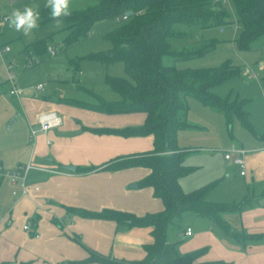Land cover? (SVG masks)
Instances as JSON below:
<instances>
[{
	"label": "crops",
	"instance_id": "crops-1",
	"mask_svg": "<svg viewBox=\"0 0 264 264\" xmlns=\"http://www.w3.org/2000/svg\"><path fill=\"white\" fill-rule=\"evenodd\" d=\"M102 21L105 24L101 32L113 22ZM5 46L8 45L0 42V264H73L71 261L87 255L84 247L116 259L142 258L144 244L153 239L149 228L126 227L112 220L82 217L69 208L100 210L110 207L137 215L162 209V202L152 194V189L138 185L149 172L147 167L104 168L113 159L149 152L153 148L152 134L121 135L93 130L142 125L145 112L108 113L79 106L65 99L95 102L85 87L80 86L88 98H78L80 95L75 91L72 93L59 83L46 88L42 81L19 83L13 70L15 85L22 91L10 95L8 70L12 69V59L8 52L11 49L8 46L9 49L4 50ZM26 51L30 49L22 52ZM38 83H42L40 89L36 88ZM92 91L109 101L119 99L117 92H109L107 88L101 92ZM46 112H55L61 117V124L32 135L31 129L38 128V118ZM196 137L184 129L177 131V146L185 152V164L186 152L190 149L188 141ZM251 151L247 149L244 154L245 175L239 173L231 160L225 162L224 176L228 178L238 172L243 183L236 185L235 180L229 178L223 185L229 191L242 192V198L208 199L245 201L240 210L222 214L230 230H223L206 216L185 211L175 227L182 217H189L198 225L190 239L183 238L182 234L189 226L181 230L182 237L176 239L181 240V253L206 246L198 260L264 264V155ZM28 163L32 166L25 172L29 193L13 195V190H19V184L11 183L3 172ZM68 165L75 169L65 168ZM79 167L93 168L80 170ZM179 183L184 191L194 189H184L183 176ZM28 220L30 229H23ZM232 231L252 236L244 238Z\"/></svg>",
	"mask_w": 264,
	"mask_h": 264
},
{
	"label": "trees",
	"instance_id": "trees-1",
	"mask_svg": "<svg viewBox=\"0 0 264 264\" xmlns=\"http://www.w3.org/2000/svg\"><path fill=\"white\" fill-rule=\"evenodd\" d=\"M84 7L71 9V15L61 18L59 29L67 30L64 45L84 39L95 21L112 20L101 33L110 47L88 57L103 63L122 61L127 75H105L104 83L119 94V99L109 101L88 88L92 103L65 99L73 104L102 112H145L142 125L123 129H93L121 135L152 134L153 148L146 153L113 159L104 166L116 170L132 166H144L149 172L139 181L148 186L152 194L162 202V209L137 215L133 212L104 207L100 210L71 207L69 210L86 218L112 220L126 227H147L152 241L144 244V255L137 260L115 259L84 247L87 255L73 264L95 262L99 264H223L221 260H198L207 247L185 253L179 251L181 240L167 241L166 231L185 211L206 216L223 230L229 231L222 214L240 210L245 201L218 202L207 199V194L217 182H209L184 191L179 178L192 170L184 163V154L177 146V131L190 124L185 119L186 106L182 96L190 95L201 103L223 112L227 122L236 116L243 126L252 131L248 112L242 100L221 97L211 89L215 85L240 74V67L224 61L209 67H177L167 60H181L201 54L213 46L215 39L201 45H172V41L184 39L193 27H221L228 24L227 5L214 0H87ZM236 12L240 33L234 39L238 48H248L252 40L264 34V0H229ZM39 4V25L52 24L55 20L45 7ZM132 13L122 19V15ZM222 28V27H221ZM198 46V47H195ZM31 50L44 51L43 38L33 41ZM166 58V61H165ZM93 167H79L88 170ZM233 232V231H232ZM232 234L241 237L252 235Z\"/></svg>",
	"mask_w": 264,
	"mask_h": 264
},
{
	"label": "rangeland",
	"instance_id": "rangeland-1",
	"mask_svg": "<svg viewBox=\"0 0 264 264\" xmlns=\"http://www.w3.org/2000/svg\"><path fill=\"white\" fill-rule=\"evenodd\" d=\"M43 1L0 0V17L4 13H12L14 9H23L25 5L38 6L39 10V4ZM87 3V0H71L70 8H81ZM227 12L230 22L222 25V30L221 27L215 26L193 27L192 32L184 39L172 41V45L178 47V45H201L212 38L216 40L213 46L187 59L166 61L165 58L166 62L177 67H209L224 61H230L240 67L238 76L215 85L211 90L230 100H242V107L248 112L252 131L243 126L236 116L227 122L222 111L205 105L190 95L182 96L186 106L185 119L190 124L184 130L197 136L188 141L190 149L186 152L185 160L193 168L183 176L184 189L196 188L209 182H219L210 190L207 199L215 197L216 200L225 199L224 201L234 198L240 200L243 195L242 192L226 189L224 182L230 178L232 181L235 180L236 185L241 186L243 180L238 172L233 175L229 170L227 171L230 176L228 178L224 176L225 162L230 160L223 157V150L235 145L250 149L251 153L258 152L264 155V34L252 40L248 48H238L234 39L240 33V28L236 21L233 3L229 2L227 5ZM104 24L102 20L95 21L87 37L64 45V37L67 34L65 29H59L52 24H43L34 29L30 36H25L10 28L8 21L0 18V42L11 49L8 55L9 59H12V70L16 73L15 79L16 81L19 79V83L35 84L37 81H42L45 83L44 88L59 83L72 90L70 92L75 91L80 95L78 98L84 96L88 98L80 86L97 92L107 88L109 92L114 93L104 83L105 75L127 76L122 61L103 63L88 57L92 53L110 47V42L101 35ZM38 37L45 40L46 47L51 45L55 53L49 54L46 48L42 52H31L28 45ZM24 49L30 51L22 52ZM190 220L189 217H182L179 226L169 225L166 239L168 241L180 239L181 230L187 226L191 228L192 234L183 238L190 239L195 235V226L198 225Z\"/></svg>",
	"mask_w": 264,
	"mask_h": 264
},
{
	"label": "built area",
	"instance_id": "built-area-1",
	"mask_svg": "<svg viewBox=\"0 0 264 264\" xmlns=\"http://www.w3.org/2000/svg\"><path fill=\"white\" fill-rule=\"evenodd\" d=\"M214 1H218L221 2L224 5H228L229 4V0H214ZM126 15H128L127 12H125L122 15V19L126 18ZM9 16L10 14H4L1 19L3 21H8L9 20ZM220 30H222V28H220ZM9 47L5 46L4 50H8ZM47 51L49 54H54L55 50L54 48L49 45L47 46ZM8 79L11 83V87L9 89V94L10 95H18L21 93V88H19L17 85H15V80H14V73L12 71V69L9 68L8 70ZM42 87V83H38L36 85V88L40 89ZM61 117L58 116L55 112H46L42 115L39 116L38 118V128L37 129H31V134H35L37 131H46L49 128L58 126L61 124ZM247 149L243 148V147H238V146H232L231 148H228L226 150H224L223 156L225 159L227 160H231L232 163H234L238 168H239V173L241 175H245L246 173V162L244 159V154L246 153ZM32 167L29 163L27 165H21L18 166L15 169L12 170H5L3 172V175L6 176L9 181L11 183H18L19 184V190H13L12 194L13 195H17V194H21V195H26L28 194V184L26 183V178H25V172ZM34 189H38L37 186H34ZM23 229H30V220L26 221L23 224ZM184 236L185 235H190L191 234V229L188 227L186 228L183 233ZM35 236H38L37 234H35Z\"/></svg>",
	"mask_w": 264,
	"mask_h": 264
},
{
	"label": "clouds",
	"instance_id": "clouds-1",
	"mask_svg": "<svg viewBox=\"0 0 264 264\" xmlns=\"http://www.w3.org/2000/svg\"><path fill=\"white\" fill-rule=\"evenodd\" d=\"M71 0H46L45 7L50 11V16L61 25V18L71 15ZM40 12L37 7L25 5L23 9H14L9 16L8 26L25 36H30L34 29L39 27Z\"/></svg>",
	"mask_w": 264,
	"mask_h": 264
},
{
	"label": "water",
	"instance_id": "water-1",
	"mask_svg": "<svg viewBox=\"0 0 264 264\" xmlns=\"http://www.w3.org/2000/svg\"><path fill=\"white\" fill-rule=\"evenodd\" d=\"M127 13H128V14H131L132 11L129 10V11H127ZM65 168H67V169H71V170H74V169H75L74 166H71V165L65 166ZM133 185L136 186V184H133Z\"/></svg>",
	"mask_w": 264,
	"mask_h": 264
}]
</instances>
